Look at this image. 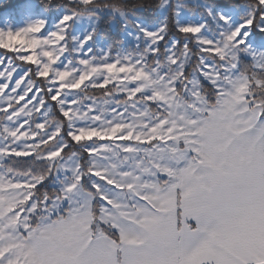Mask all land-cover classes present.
Segmentation results:
<instances>
[{"label": "snow or ice", "instance_id": "6c2138e0", "mask_svg": "<svg viewBox=\"0 0 264 264\" xmlns=\"http://www.w3.org/2000/svg\"><path fill=\"white\" fill-rule=\"evenodd\" d=\"M169 3L155 35L126 0L0 29V264H264V0L205 4L215 33ZM106 15L135 51L91 50Z\"/></svg>", "mask_w": 264, "mask_h": 264}, {"label": "rangeland", "instance_id": "374dc122", "mask_svg": "<svg viewBox=\"0 0 264 264\" xmlns=\"http://www.w3.org/2000/svg\"><path fill=\"white\" fill-rule=\"evenodd\" d=\"M95 1V0H94ZM176 3H186L189 7H191L194 3L199 5L195 8L194 14L190 13L188 10H183L180 13V23L181 24H187V23H194V24H200L203 20L208 21V26L211 29L213 33H215L216 28L213 24L212 20L209 19L207 16L202 15L203 7L205 4L213 6L214 9H216V4H209L207 2H204L203 0H175ZM245 5H238V6H232L231 11H226V15H230L232 17L233 25L239 24L242 21V18L248 13L249 9ZM99 7V6H96ZM106 7V6H105ZM105 7H100L101 9ZM171 9V4L169 3V0H161V3L157 9V11L151 15L147 16L145 14H142L139 10L135 11H126L128 12L129 19L131 21H148L147 23H141V27H144L147 29L146 36L148 34L155 35L156 30L160 27L161 22L168 17V14ZM218 10V9H216ZM67 9L65 7H55L51 9H44L36 4L33 0H21L16 6L10 9H5L0 12V29H3L4 31H7L11 29L12 31H16L20 28L26 27L29 24L35 23L38 20H45L47 22L48 31L51 32L53 30L55 20L59 19L60 16L64 15ZM84 16H88V13H83ZM103 18H106L108 20V29L107 32L104 34L101 32V20ZM102 19H100L99 24L97 26V35H94L92 37V40H90L89 47L92 51L96 52L97 55L100 53L97 51V49H107L110 46L116 45L115 47H112V51L116 52L118 48H122L123 50H129L135 51V41L132 40L131 36H129V33L135 34V32L138 30L136 28L131 27V25L128 27L127 31H125L121 25L123 21L120 19L119 16L115 17L113 19L110 17V15L104 16ZM91 30V26L89 25L86 30L85 21L83 19H77L73 20L71 22V27L68 30V36L70 38H73L77 42L82 40L84 36L88 35V32ZM207 34V32L205 33ZM173 38V37H171ZM18 41L13 40L12 43H16ZM117 42H122L120 44H117ZM145 41L141 40L140 43L143 45ZM251 42L258 46V42L255 38H252ZM219 51V50H218ZM63 59V57H62ZM87 63V61H85ZM250 62V58L246 57L245 55L241 54L240 56V63L241 67H243L244 64H247ZM4 69V65H0V70ZM3 73H0V76H2ZM11 75V73L9 74ZM15 73H13V76L15 77ZM3 82V78H0V83ZM6 87V85H5ZM10 89H6V91H9ZM31 95V93H30ZM22 103V102H21ZM40 109H37V112H39ZM42 127V125H41ZM95 132H87L85 130L80 131V135L77 137H74L76 140H81L86 137H90L94 135ZM18 167L25 168L29 165L25 163H21L17 165ZM52 186L56 189L59 187V183L52 178ZM5 195H8V193H5Z\"/></svg>", "mask_w": 264, "mask_h": 264}, {"label": "trees", "instance_id": "16d2710c", "mask_svg": "<svg viewBox=\"0 0 264 264\" xmlns=\"http://www.w3.org/2000/svg\"><path fill=\"white\" fill-rule=\"evenodd\" d=\"M21 0H0V12L5 10V9H10L16 6ZM36 2V4L44 9H51L55 7H65L68 4V0H33ZM204 2H207L209 4H216L218 5V0H203ZM112 2H118V0H95L94 1V6H99V7H105L107 3H112ZM228 5L231 6H238V5H245V4H251L254 2V0H226ZM161 3V0H126V7L123 5L122 10L126 11H135L139 10L142 14H145L147 16L153 15L159 5ZM139 6H142L143 8H137ZM66 8V7H65ZM169 26H171L172 23V16L171 13L169 12ZM101 26V32L106 33L108 29V20L106 18H103L100 23ZM171 31L174 32L175 28L172 27ZM260 35L264 36V33H261ZM172 36L170 35L169 38ZM96 95L99 96L100 93L97 90ZM85 138L81 139L80 141L83 142ZM52 178L50 177L49 180L46 182L47 183V189L49 191H52L55 189L52 186Z\"/></svg>", "mask_w": 264, "mask_h": 264}]
</instances>
